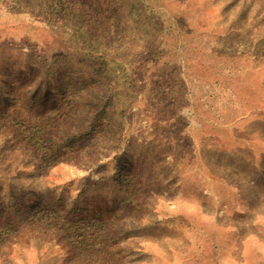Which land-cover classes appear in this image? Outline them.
Segmentation results:
<instances>
[{"label": "rangeland", "instance_id": "obj_1", "mask_svg": "<svg viewBox=\"0 0 264 264\" xmlns=\"http://www.w3.org/2000/svg\"><path fill=\"white\" fill-rule=\"evenodd\" d=\"M0 264H264V0H0Z\"/></svg>", "mask_w": 264, "mask_h": 264}]
</instances>
